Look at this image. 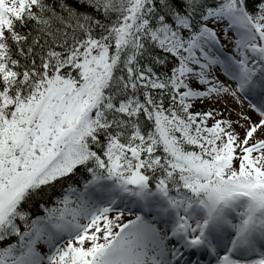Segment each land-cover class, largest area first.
Masks as SVG:
<instances>
[{"label":"snow or ice","instance_id":"6c2138e0","mask_svg":"<svg viewBox=\"0 0 264 264\" xmlns=\"http://www.w3.org/2000/svg\"><path fill=\"white\" fill-rule=\"evenodd\" d=\"M0 264H264V0H0Z\"/></svg>","mask_w":264,"mask_h":264}]
</instances>
